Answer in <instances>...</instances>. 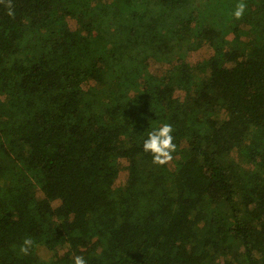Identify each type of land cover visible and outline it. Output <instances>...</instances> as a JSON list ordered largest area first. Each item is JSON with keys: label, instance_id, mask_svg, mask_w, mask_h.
I'll return each instance as SVG.
<instances>
[{"label": "trees", "instance_id": "trees-1", "mask_svg": "<svg viewBox=\"0 0 264 264\" xmlns=\"http://www.w3.org/2000/svg\"><path fill=\"white\" fill-rule=\"evenodd\" d=\"M238 2L0 5V264H264V126L227 115L264 122V0ZM164 123L160 167L142 145Z\"/></svg>", "mask_w": 264, "mask_h": 264}, {"label": "clouds", "instance_id": "clouds-1", "mask_svg": "<svg viewBox=\"0 0 264 264\" xmlns=\"http://www.w3.org/2000/svg\"><path fill=\"white\" fill-rule=\"evenodd\" d=\"M0 5H3L7 9L9 17H15L12 0H0ZM247 7L248 5L244 0H239L232 13L233 17L236 20L242 19ZM172 133V125L168 123H164L159 128L147 133V138L144 140L142 147L145 153L152 156L153 164L163 167L172 161V154L176 151ZM35 246V241L31 237H27L23 240L19 252L23 256H28ZM73 264H87V261L82 255H76L73 257Z\"/></svg>", "mask_w": 264, "mask_h": 264}, {"label": "rangeland", "instance_id": "rangeland-1", "mask_svg": "<svg viewBox=\"0 0 264 264\" xmlns=\"http://www.w3.org/2000/svg\"><path fill=\"white\" fill-rule=\"evenodd\" d=\"M68 23L69 26L74 29L75 26V22L73 18L68 19ZM232 36H234V34H232ZM211 51L208 47L201 45V47L197 50V51H192L188 57V62L190 64L196 63L198 61L203 60L204 58H207L210 55ZM241 66H244V63H242ZM150 70L153 71L155 69H158V65L155 64L150 65ZM243 91L245 92L246 95V99H245V104L247 107L250 106L255 94L258 92V88H249V87H244ZM229 117L231 118H236L239 117L242 121V125L240 126V131L246 129L249 125L252 126H256V127H263L264 126V122L261 120H257L255 118H253L250 113L245 110L244 112H242L241 115L237 116L234 113H232L231 111L228 112L227 114ZM122 165H123V169L120 170L118 172L117 175V183L122 182L125 178H126V170L124 169V167L127 165L126 161H122ZM43 194L47 195V196H52L56 199L55 204H57L59 202V198L62 194V189L55 187L53 185L46 187L44 190H42ZM39 254L44 257V258H48L49 254L44 251L43 249H39Z\"/></svg>", "mask_w": 264, "mask_h": 264}]
</instances>
